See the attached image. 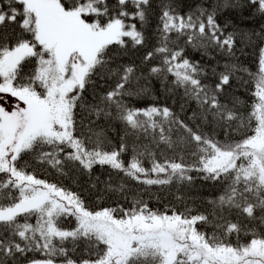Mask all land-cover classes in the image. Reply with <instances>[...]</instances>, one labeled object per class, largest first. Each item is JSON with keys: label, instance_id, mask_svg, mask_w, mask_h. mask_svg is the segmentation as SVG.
Here are the masks:
<instances>
[{"label": "snow or ice", "instance_id": "1", "mask_svg": "<svg viewBox=\"0 0 264 264\" xmlns=\"http://www.w3.org/2000/svg\"><path fill=\"white\" fill-rule=\"evenodd\" d=\"M178 7L177 0H0V264H264V46L252 71L238 62L236 30L218 21L225 9L264 18V0ZM251 35L264 43V27L244 37ZM151 40L140 64L160 62L147 76L136 61L120 62ZM188 48L224 63L205 68ZM153 76L195 102L192 125L167 106L129 103L151 94ZM237 79L247 100L229 95ZM34 163L61 174L69 163L89 173L107 166L144 193L197 178L216 191L203 211L171 204L160 211L142 192L109 183L127 206L90 208L38 176Z\"/></svg>", "mask_w": 264, "mask_h": 264}, {"label": "trees", "instance_id": "2", "mask_svg": "<svg viewBox=\"0 0 264 264\" xmlns=\"http://www.w3.org/2000/svg\"><path fill=\"white\" fill-rule=\"evenodd\" d=\"M177 2L179 4L178 10L181 12H187L194 10L195 6L201 3L202 0H177ZM218 21L222 26L226 22L230 24L227 31H233V29L236 30L238 33L236 45L238 62L243 63L252 71H255V53L258 47L264 46V43H262L255 35H251V42H249V40L244 37V34L259 33L261 28L264 27V18L255 16L254 13L248 10L225 9L219 14ZM155 23L156 20L153 19L152 26H154ZM152 26H149L148 28L149 35L152 31H154V27ZM154 44L155 40H151L148 48L140 50L133 49L128 54L119 57L120 62L129 63L133 60L136 61L140 70L144 72L145 76H147L148 69L151 66L159 64V58H154L152 61L144 64H140V59L146 51L151 50V47ZM181 46H183L182 41ZM241 49L243 50V54H241ZM186 54L189 55L190 59L200 60L205 68L209 67V63L212 65H215L217 62L221 65L224 63V59L216 53H213V55L216 56V60L212 62H209L207 57L201 59L200 54L194 52L191 48L186 49ZM217 70H222V68ZM149 79L151 84V94H142L130 98L129 103L135 107H147L151 104L167 106L172 109V111L175 112L180 119L192 125L193 122L189 120V117L191 116L192 111L196 109V104L195 102L185 103L183 89L177 88L167 91L162 86L159 78L153 76ZM166 79L167 81H171L173 78L169 75ZM214 79V77H210L208 82L213 83ZM245 79H247L246 76ZM141 83H144V81H141ZM232 83L233 88L229 91V95H231L232 92H236V94L240 96L241 100H247L248 92L246 89L239 87V80H234ZM168 87L171 88V85L169 84ZM181 105H184L183 110L181 109ZM196 123H199V121H196ZM205 131H209L207 126H205ZM215 134L220 139L225 138L223 133L219 130H217ZM165 155L170 154L165 152ZM123 158L127 161L130 158V153H125ZM185 162L191 163L192 161L186 157ZM33 168L35 169L36 174L41 178H45L50 182L58 183L66 189L78 193L90 208L115 206L117 203H122L127 206L128 202L122 198V194L120 192L112 191L107 187V184L109 183L112 188H115L118 184L123 182L132 192H142L144 199L149 202L150 206L157 208L160 211H164L165 207L169 204L175 206L179 211H184L186 206L193 209V212L203 211L207 205L202 203V201L209 193L216 191L215 187L211 185L210 182L197 178L191 185L173 184L163 188L152 186L147 193H144L143 190L145 186L125 177L123 173H118L107 168V166L100 167L97 165L92 169L91 173H89L80 167L69 163L64 168V174H61L56 169L47 165H41L38 163H34ZM192 175L197 176L196 173H192ZM177 197H182L183 200L177 199ZM72 223L73 222L71 220L65 221L67 226H70ZM36 255L39 254L37 253Z\"/></svg>", "mask_w": 264, "mask_h": 264}, {"label": "rangeland", "instance_id": "3", "mask_svg": "<svg viewBox=\"0 0 264 264\" xmlns=\"http://www.w3.org/2000/svg\"><path fill=\"white\" fill-rule=\"evenodd\" d=\"M9 106L11 107V106H13V105L10 104Z\"/></svg>", "mask_w": 264, "mask_h": 264}]
</instances>
